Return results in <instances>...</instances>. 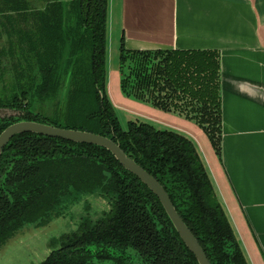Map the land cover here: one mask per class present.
<instances>
[{"label":"trees","instance_id":"obj_1","mask_svg":"<svg viewBox=\"0 0 264 264\" xmlns=\"http://www.w3.org/2000/svg\"><path fill=\"white\" fill-rule=\"evenodd\" d=\"M108 7L0 0V109L15 113L0 116V134L27 121L112 140L164 188L209 264H248L192 140L139 121L122 129L106 92ZM119 64L126 98L193 122L220 160L217 51L127 50L121 39ZM96 192L109 210L54 240L40 264H198L158 198L109 151L32 133L14 136L0 156V248Z\"/></svg>","mask_w":264,"mask_h":264},{"label":"crops","instance_id":"obj_2","mask_svg":"<svg viewBox=\"0 0 264 264\" xmlns=\"http://www.w3.org/2000/svg\"><path fill=\"white\" fill-rule=\"evenodd\" d=\"M114 13L127 50L220 54V160L193 122L155 121L192 140L247 263L264 264V0H109L108 31Z\"/></svg>","mask_w":264,"mask_h":264},{"label":"rangeland","instance_id":"obj_3","mask_svg":"<svg viewBox=\"0 0 264 264\" xmlns=\"http://www.w3.org/2000/svg\"><path fill=\"white\" fill-rule=\"evenodd\" d=\"M108 32L106 92L111 104L115 108L122 129L126 130L127 122L129 121H139L150 124L160 130H171L183 134L178 130V123H175L173 126V124H164L157 120L155 121L159 114H164L162 111L149 104L128 99L122 94L120 90L121 76L119 70L122 35L120 24L115 13L112 19H109ZM8 75L9 74L7 73L6 77H8ZM1 87L2 84L0 83V89ZM133 104L142 107H136ZM150 111L153 113H150ZM11 115L13 116L15 113L8 110L5 116ZM193 125L195 124L193 123ZM199 132L201 137L203 136L204 142L210 148L211 145L205 134L202 130ZM108 210L109 202L104 199L99 192H96L93 195L74 198L68 203L66 202L61 210L62 214H60L59 217L52 218L47 225L42 227L26 225L19 230L3 247L0 248V264H40L45 261L53 249L58 247L57 244H51L54 240H57L64 234L76 231L83 219L89 218L90 220L95 221ZM132 253L130 254L133 261H138L136 255L134 254V256Z\"/></svg>","mask_w":264,"mask_h":264},{"label":"water","instance_id":"obj_4","mask_svg":"<svg viewBox=\"0 0 264 264\" xmlns=\"http://www.w3.org/2000/svg\"><path fill=\"white\" fill-rule=\"evenodd\" d=\"M7 112L8 110L0 109V116L6 115ZM24 133H32L73 143L89 144L105 148L125 170L136 176L158 198L179 237L195 256L198 264H209L199 242L176 212L164 188L150 174L130 159L112 140L89 132L62 129L37 122L22 121L9 125L1 132L0 156L5 146L14 136Z\"/></svg>","mask_w":264,"mask_h":264}]
</instances>
